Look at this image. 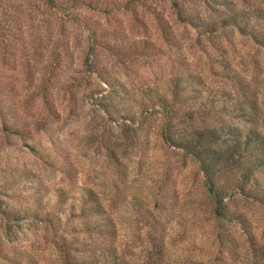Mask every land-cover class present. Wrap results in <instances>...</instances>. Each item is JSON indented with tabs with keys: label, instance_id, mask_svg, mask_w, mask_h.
<instances>
[{
	"label": "rangeland",
	"instance_id": "374dc122",
	"mask_svg": "<svg viewBox=\"0 0 264 264\" xmlns=\"http://www.w3.org/2000/svg\"><path fill=\"white\" fill-rule=\"evenodd\" d=\"M47 1L0 0V104L19 128L0 122V264H65L107 243L131 264H250L235 223L243 243L236 257L208 260L215 246L210 198L196 161L163 139V106L173 110L170 126H201L211 119L201 115L202 97L218 100L227 91L231 105L246 94L262 129L263 46L232 24L199 32L176 16L172 0ZM175 1L205 19L234 7L264 8V0ZM216 100L209 110L221 105ZM188 107L192 118L181 114ZM85 187L103 204L111 231H81L96 216L82 213ZM229 194L224 200L242 211L264 250V210L236 189ZM39 200L60 224L1 211ZM151 233L162 237L160 260Z\"/></svg>",
	"mask_w": 264,
	"mask_h": 264
},
{
	"label": "trees",
	"instance_id": "16d2710c",
	"mask_svg": "<svg viewBox=\"0 0 264 264\" xmlns=\"http://www.w3.org/2000/svg\"><path fill=\"white\" fill-rule=\"evenodd\" d=\"M229 1L217 0L216 2L225 6ZM172 3L176 16L180 20L191 24L199 32H214L225 25L232 24L242 33L249 34L256 43L264 48V8L234 7L222 12L216 18L205 19L196 12L186 11L175 0H172ZM48 4L55 5V2L49 0ZM257 20H263V24H259ZM254 21L257 23L254 24ZM87 53L89 58L92 54L91 43L89 44ZM87 67L92 70L91 61L87 63ZM191 77V74H186L184 81H188L187 78L192 81L193 78ZM174 78V85L180 86V77ZM105 80L109 81L108 78ZM3 87V83L0 82V91ZM176 94L173 91L172 97ZM224 95L226 97L218 98V100L213 95L202 97L203 108L205 107L206 109L201 110V115L208 116L211 119L201 126L187 124L185 128H179L177 124L180 121L170 126V123L168 124L170 121L169 116L173 115V110L169 104H164V106L162 104L165 110L164 115L167 118L165 128H162V136L170 145L188 153L196 161L201 172L202 185L207 196L210 198L209 213L213 217L211 229L214 232L213 236L215 238L214 250L209 253L208 260L222 261L223 255L224 257L227 255L228 258L236 257L243 243L239 245L234 228H231V223H235L244 234V243L252 257L250 264H264V250L256 242L251 231V226L244 214L238 208L230 207L228 205L229 202L224 200V197L229 198L230 189H236L240 194L255 200L264 210V126L262 129L259 127L260 122L258 121L254 99L243 94L238 99H234L230 105V103L227 104L225 102V99L227 97L231 99L232 96L227 91H223L220 96ZM219 99L222 100L221 105L217 109L209 110V107H212L209 103L215 100L218 102ZM2 106L0 104L2 129L18 132V123L13 119H8L7 112L9 111ZM192 110L191 107H188L181 114L192 118ZM226 114L227 116L236 118L240 124H235L224 119V115ZM26 174L28 172L25 171L23 177H27ZM227 174L228 176H226ZM0 183H3V181L1 180ZM81 195L83 196V200L87 202L84 206L81 205L82 211L85 209L82 213L96 215L93 219H86L82 222L81 231L101 233L111 231L108 217L103 215V204L98 199L94 190L85 187ZM40 200L39 204H27L16 208L10 207L1 211L10 219L26 218L31 215L33 217H42L43 215L49 220L51 225L60 224L59 217L54 216V214L47 216L48 214L45 212L44 205L40 203ZM150 239L151 246L154 247L153 254L157 256V259H162L165 256L162 237L151 233ZM85 244L86 242L83 243L82 251L90 249L84 247ZM96 250L97 252L95 251L91 257L64 258L65 264H131L127 258L117 252L115 246L112 244L98 245ZM65 255H69V253L65 252ZM7 257L13 256L8 255Z\"/></svg>",
	"mask_w": 264,
	"mask_h": 264
}]
</instances>
